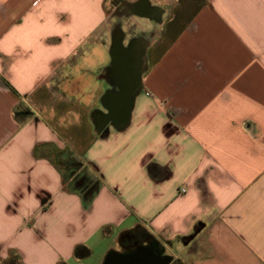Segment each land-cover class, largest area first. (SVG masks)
<instances>
[{"label": "crops", "instance_id": "0c3cea01", "mask_svg": "<svg viewBox=\"0 0 264 264\" xmlns=\"http://www.w3.org/2000/svg\"><path fill=\"white\" fill-rule=\"evenodd\" d=\"M153 242L264 264V0H0V264Z\"/></svg>", "mask_w": 264, "mask_h": 264}, {"label": "trees", "instance_id": "16d2710c", "mask_svg": "<svg viewBox=\"0 0 264 264\" xmlns=\"http://www.w3.org/2000/svg\"><path fill=\"white\" fill-rule=\"evenodd\" d=\"M55 155V163L62 172L65 189L82 195L88 194L89 197L94 195L100 180L89 167L70 148L58 151ZM77 253L84 256L87 250L79 248ZM107 261L108 259L106 263ZM176 262L182 264L180 261Z\"/></svg>", "mask_w": 264, "mask_h": 264}, {"label": "water", "instance_id": "95a60500", "mask_svg": "<svg viewBox=\"0 0 264 264\" xmlns=\"http://www.w3.org/2000/svg\"><path fill=\"white\" fill-rule=\"evenodd\" d=\"M145 258L142 255H137L133 252L129 253H110L106 264H143ZM159 264H167L166 262H160Z\"/></svg>", "mask_w": 264, "mask_h": 264}, {"label": "flooded vegetation", "instance_id": "af4514ba", "mask_svg": "<svg viewBox=\"0 0 264 264\" xmlns=\"http://www.w3.org/2000/svg\"><path fill=\"white\" fill-rule=\"evenodd\" d=\"M157 251V244L153 242L149 246H139L132 252L137 255H142L145 258V262L143 264H159L160 262L167 260L166 257L159 256Z\"/></svg>", "mask_w": 264, "mask_h": 264}, {"label": "rangeland", "instance_id": "374dc122", "mask_svg": "<svg viewBox=\"0 0 264 264\" xmlns=\"http://www.w3.org/2000/svg\"><path fill=\"white\" fill-rule=\"evenodd\" d=\"M116 4H118L117 1L114 2V3H109V4H108V11H109L110 13L113 11V9H114V7H115ZM174 264H179V263L175 261Z\"/></svg>", "mask_w": 264, "mask_h": 264}]
</instances>
